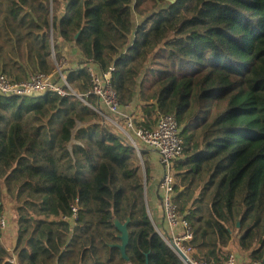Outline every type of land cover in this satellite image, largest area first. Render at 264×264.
<instances>
[{
    "label": "trees",
    "instance_id": "16d2710c",
    "mask_svg": "<svg viewBox=\"0 0 264 264\" xmlns=\"http://www.w3.org/2000/svg\"><path fill=\"white\" fill-rule=\"evenodd\" d=\"M62 43L81 56L62 70L74 94L0 92V264H184L152 217L150 154L89 94L91 59L115 67L123 108L139 95L136 126L177 117L174 200L194 258L264 264V0H0V75L62 85Z\"/></svg>",
    "mask_w": 264,
    "mask_h": 264
},
{
    "label": "built area",
    "instance_id": "2783aa9c",
    "mask_svg": "<svg viewBox=\"0 0 264 264\" xmlns=\"http://www.w3.org/2000/svg\"><path fill=\"white\" fill-rule=\"evenodd\" d=\"M66 65H68L66 61H62L58 64V72L62 79V85L56 84L52 76H47L42 73L21 83H14L6 76L0 75V92L6 96L46 92H52L60 96L74 94V91L62 73ZM86 71L89 75L91 85L89 94L99 97L103 106L110 114L105 117L106 120L113 117V119H111L112 123L120 130H124L123 132L131 139L138 154H141V152L145 150L150 155L157 156L161 164L163 174L160 182V192L163 211L171 236V240H167L168 245L184 264H211L201 262L194 258V250L189 245L193 239L190 225L184 216L180 214L174 200L175 180L173 165L176 160L182 157L184 152V141L181 137V130L177 117L173 114L166 115L159 113L157 125L151 130L134 125L136 123H134L133 117L125 114L124 108L120 105L117 92L113 87L115 67L103 71L96 62L91 59L86 65ZM142 104V101H140L139 105L141 106ZM126 128L131 131V135L135 139L130 137V133ZM139 144H143L142 147H139ZM78 212L79 207L78 204H76L73 207L72 214L74 219L78 218ZM9 225L8 216L2 215L0 217V239L9 229ZM222 264H242V260L236 253L231 252Z\"/></svg>",
    "mask_w": 264,
    "mask_h": 264
},
{
    "label": "crops",
    "instance_id": "0c3cea01",
    "mask_svg": "<svg viewBox=\"0 0 264 264\" xmlns=\"http://www.w3.org/2000/svg\"><path fill=\"white\" fill-rule=\"evenodd\" d=\"M62 44H63L62 45L63 50H62L61 62L62 61H66V62H68L69 67H71L72 66V61L75 60V59L81 58V56H80L79 52L74 47H72V46H70V45H68L66 43H62ZM54 60L56 61L55 58H54ZM68 65H66V66H68ZM66 66H64V67H66ZM73 66L74 67L77 66L76 62L73 63ZM139 102H140V97L138 95V96H136V98L134 100V103L131 106H129L127 108H124L125 114L131 115L134 120L135 119H140V117H138L139 116V114H138V112H139V108H138ZM123 134L126 136L125 133H123ZM142 145L143 144H139V147H142ZM150 161H151L152 169L155 171L154 175L151 178V182L149 184V190H148L150 204H151V207H152V217H153L154 222L156 221L158 225L162 226V225H164V211L162 209L160 201L158 200V196H157V193H156V187H157V184L159 183L161 174H163V169L161 167L160 162L158 161L157 156L150 155ZM9 222H10V220H9ZM3 237L1 238L2 242L4 241ZM11 244H12V239H11ZM4 245L7 248L11 247L10 245L7 246L5 243H4Z\"/></svg>",
    "mask_w": 264,
    "mask_h": 264
},
{
    "label": "water",
    "instance_id": "95a60500",
    "mask_svg": "<svg viewBox=\"0 0 264 264\" xmlns=\"http://www.w3.org/2000/svg\"><path fill=\"white\" fill-rule=\"evenodd\" d=\"M136 91L138 92L139 89L137 88ZM116 227L120 232V239L122 241V244L119 246V248L122 251L123 258L126 261H129V258H128L127 253H126V248H127L128 243H129L128 223L122 224L120 222H116Z\"/></svg>",
    "mask_w": 264,
    "mask_h": 264
},
{
    "label": "rangeland",
    "instance_id": "374dc122",
    "mask_svg": "<svg viewBox=\"0 0 264 264\" xmlns=\"http://www.w3.org/2000/svg\"><path fill=\"white\" fill-rule=\"evenodd\" d=\"M111 119H113V117L111 118ZM111 119H107L106 121H108L109 123H111L114 127H116L113 123H112V120ZM134 123H136L135 122V120H134ZM134 125H136V124H134ZM117 128V127H116ZM125 128V127H124ZM127 129V128H126ZM128 131H129V133H130V137L131 138H134L132 135H131V131L129 130V129H127ZM122 131V130H121ZM124 131V130H123ZM122 131V132H123ZM123 133H125V132H123ZM126 134V133H125ZM127 135V134H126ZM135 139V138H134ZM130 141H131V139H129ZM150 200V199H149ZM226 220V219H225ZM9 232V230H7L6 232H5V235H4V237H3V242L7 245V246H11V234H9L8 233Z\"/></svg>",
    "mask_w": 264,
    "mask_h": 264
},
{
    "label": "bare ground",
    "instance_id": "6f19581e",
    "mask_svg": "<svg viewBox=\"0 0 264 264\" xmlns=\"http://www.w3.org/2000/svg\"><path fill=\"white\" fill-rule=\"evenodd\" d=\"M225 218V217H224Z\"/></svg>",
    "mask_w": 264,
    "mask_h": 264
}]
</instances>
